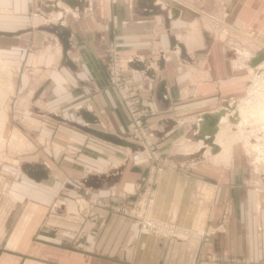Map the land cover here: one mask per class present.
I'll use <instances>...</instances> for the list:
<instances>
[{"label": "crops", "instance_id": "obj_1", "mask_svg": "<svg viewBox=\"0 0 264 264\" xmlns=\"http://www.w3.org/2000/svg\"><path fill=\"white\" fill-rule=\"evenodd\" d=\"M151 3L157 11L143 0H0V31L21 30L0 34V55L18 70L0 88V125L21 117L35 153L0 171V264H194L209 253L264 264V174L231 118L247 70L264 67L253 64L258 51L234 49V33L246 34L233 21L259 29L264 0ZM52 25L70 31L67 55L58 33L42 27ZM110 45L143 92L165 162L153 213L205 228L207 240L145 234L114 208L134 199L152 160L82 128L130 136L109 84ZM218 113L215 125L205 116Z\"/></svg>", "mask_w": 264, "mask_h": 264}, {"label": "rangeland", "instance_id": "obj_2", "mask_svg": "<svg viewBox=\"0 0 264 264\" xmlns=\"http://www.w3.org/2000/svg\"><path fill=\"white\" fill-rule=\"evenodd\" d=\"M261 22V27L257 29V25L255 26L254 23H245L241 22L240 20L238 21L237 19L233 21V26L235 28L237 27L240 31H243L246 34L245 36H242L237 32L234 33L232 44L234 45L233 47L235 50L242 49L243 45H241V43H243L246 45H244V47L248 48L250 52L258 51L259 54L264 53V21ZM236 24L238 26H236ZM261 30L263 32H261ZM3 64L5 66H3ZM17 75L18 70L13 67L2 55H0V88L4 90L9 89L12 78H16ZM246 75L249 77V82L246 86L244 100L237 102V104L234 103L235 105H233V112L231 115L232 121L235 124L234 126H236V129L239 128L240 130L234 132V138L236 140L243 139L246 141V143L249 145L250 158L252 161L259 163L258 165L264 174V67L260 68L259 72H255V69L249 68L246 72ZM242 106H246L247 109H250V111L248 110L247 116L243 114ZM259 108H263V111L260 112ZM21 137V117L15 114L7 117L5 119V123L0 125V171L5 165L11 166L15 164L19 167L24 166L28 157L27 155L35 154L33 153V149L26 148L27 146H25V143L23 142L24 139ZM124 138L133 142V139L128 135ZM139 151L142 152V154L145 155L147 159L151 160L146 151ZM160 159L163 160L162 155H160ZM165 168L166 166L164 164L159 174L164 172ZM159 174H157V179ZM157 179L154 184L155 188L157 186ZM138 198L139 194L136 193L134 199L128 201L125 204L117 206L115 205L114 208L116 211L125 214L117 208L130 207L132 206V202H136ZM90 202L96 205L107 203L102 202L95 197H92ZM152 215L156 218H160L154 215L153 208ZM206 262H208V264H249L244 259L237 257H225L217 253H209L207 256L196 260L194 264H204Z\"/></svg>", "mask_w": 264, "mask_h": 264}, {"label": "built area", "instance_id": "obj_3", "mask_svg": "<svg viewBox=\"0 0 264 264\" xmlns=\"http://www.w3.org/2000/svg\"><path fill=\"white\" fill-rule=\"evenodd\" d=\"M106 57L109 84L120 93L122 103L128 113L130 137L133 139L135 146L146 151L152 162H154L150 167L149 174L140 186L137 201L132 202L130 207L117 209L134 217L140 224L141 231L145 234H154L163 238H180L185 235H194L207 240L209 233L205 228L181 227L175 222L156 218L152 215L155 197L154 184L157 174L164 166V161L160 159L157 143L148 130L147 118L150 115V110L144 103L143 92L137 83L125 73L123 56L119 48L116 45H110L106 51ZM206 263L208 264V262Z\"/></svg>", "mask_w": 264, "mask_h": 264}, {"label": "water", "instance_id": "obj_4", "mask_svg": "<svg viewBox=\"0 0 264 264\" xmlns=\"http://www.w3.org/2000/svg\"><path fill=\"white\" fill-rule=\"evenodd\" d=\"M143 1H146V2H150V7L153 9V10H156L157 11V7H155L154 5H151L154 0H143ZM44 29H47V30H50V31H54V32H57L58 33V36L61 38L62 42H63V46H64V50H65V55H67V49L69 48V34H70V31L64 27V26H61V25H52V26H42ZM21 33V30L20 31H16V32H12V31H0V34H6V35H13V34H19ZM172 43H175V39L172 38ZM179 45L182 47V49H184L183 47V44L182 43H179ZM264 60V53H261L259 54L253 64L256 65L257 63L261 62ZM70 62V61H69ZM161 91L158 93V97L162 100H164V95H163V92L165 89H163V87H161ZM219 113L218 114H215L214 117L213 116H210V115H205L206 117H212V120H213V124L215 125L218 118H219ZM84 129H87L89 131H92L93 133L99 135L100 137H103L107 140H111L113 142H117V143H122V144H126V145H129V146H134L136 147L133 143H131L130 141L124 139V138H121V137H118L112 133H107V132H103V131H99L97 129H93V128H89V127H82ZM40 171H37L36 174H39Z\"/></svg>", "mask_w": 264, "mask_h": 264}, {"label": "bare ground", "instance_id": "obj_5", "mask_svg": "<svg viewBox=\"0 0 264 264\" xmlns=\"http://www.w3.org/2000/svg\"><path fill=\"white\" fill-rule=\"evenodd\" d=\"M3 66H5L4 64H3ZM257 68V67H256ZM259 68H257L256 69V72H259ZM260 107V106H259ZM260 109V112H262L263 111V108H259ZM248 110L250 111V109H247V107L246 106H242V112H243V114H245L246 116H247V113H248ZM132 146V145H131Z\"/></svg>", "mask_w": 264, "mask_h": 264}]
</instances>
